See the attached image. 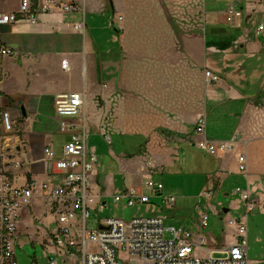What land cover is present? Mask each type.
<instances>
[{
  "label": "crops",
  "instance_id": "1",
  "mask_svg": "<svg viewBox=\"0 0 264 264\" xmlns=\"http://www.w3.org/2000/svg\"><path fill=\"white\" fill-rule=\"evenodd\" d=\"M21 1L0 0L4 19L0 46L13 51L3 58L0 106L21 126L5 142L2 167L16 185L32 180L60 182L62 175L52 170L45 148L54 149L58 158L71 135L82 131L87 135L89 127L93 133L108 137L111 144L113 137L124 140L126 150L112 152L109 160L129 153L126 151L132 144L137 152L144 149L152 155L172 147L174 158L164 159L163 164L174 169L184 165L188 146L199 147L198 142L206 138L234 140L231 151L217 156L208 153L217 172L207 186L225 199L233 190L237 194L241 193L238 188H248L261 205L264 30L258 32V25L264 21V0L227 2V7L236 3L242 17L234 23L219 17L220 25L237 30L234 37L225 40L207 36L206 0H56L80 7L70 12H42L41 4L46 0H32L36 22L19 12ZM201 6L204 18L203 13L199 15ZM11 14L16 15L15 20H10ZM118 15L123 16L121 31L116 27ZM77 24H82L83 30L76 28ZM218 41L225 49L216 47ZM214 51L221 55L219 63L209 59ZM213 63L220 65L219 70L211 67ZM206 71L219 79H208ZM78 91L85 99L82 113L66 118L58 115L56 98ZM208 102L220 108L216 115L213 109L207 110ZM204 115L207 130L206 135H200L195 129ZM62 120L70 124L66 131L61 130ZM209 126L219 138L209 136ZM170 141L179 143L173 146ZM240 154H246L247 174L239 172ZM97 157L92 187L94 193L95 183L103 187L99 195L106 202L109 196L105 190L112 185V175L108 180L107 175L98 179L107 162ZM158 176L155 172L153 177L157 180ZM129 188L149 193L143 184ZM156 196L161 197L152 195L150 202ZM240 198L245 207L242 193ZM51 212L56 213L53 198L38 188L32 203L21 209L17 242L21 235L31 234L35 219H44ZM74 260L80 258L63 259L65 264Z\"/></svg>",
  "mask_w": 264,
  "mask_h": 264
},
{
  "label": "built area",
  "instance_id": "2",
  "mask_svg": "<svg viewBox=\"0 0 264 264\" xmlns=\"http://www.w3.org/2000/svg\"><path fill=\"white\" fill-rule=\"evenodd\" d=\"M232 4L226 10L227 19L234 23L242 17V12ZM32 0H22L19 12L27 14L32 22H36L37 14L32 12ZM56 9L63 11H78L80 7L74 4H62L56 0H46L41 4L42 12ZM10 20L16 15L11 14ZM116 27L122 30L123 16H117ZM76 28L83 30L82 24ZM264 30V21L258 25V32ZM4 54H13L11 49L2 50ZM206 77L213 81L219 76L206 71ZM85 105L82 92H72L56 98L55 107L62 117H76L82 113ZM3 126L8 132H14L16 122L12 116L3 114ZM70 124L62 120V131L69 129ZM21 128L19 125L18 130ZM206 116H201L196 133L206 135ZM108 142L110 139L107 137ZM234 140L213 141L204 139L198 142L201 149L213 156L227 153L234 147ZM45 155L54 172L60 173V182L30 181L27 185L19 186L14 183L0 167V264H20L16 253L17 233L20 227L21 209L32 203L38 188L53 198L54 210L58 213L57 224L51 244L54 251L50 257L51 264H59V259L80 258L81 264H121L120 253L129 252L135 255L137 264H250L248 258V225L249 213L260 207L258 198L253 196L248 188H238L245 202V214L240 218H231L229 224L238 229V239L220 250L226 253L224 257H216L215 251H209L204 257L195 253V249L206 250V238L201 236L194 239L190 229L184 226L168 225L163 217H135L127 221L122 218L108 217L95 220L94 225L88 226L92 204L99 201L101 209L107 207L99 194H95L92 187L91 173L98 163L94 153H88L86 133L76 132L64 145L60 157H55L54 149L45 148ZM5 156V154H3ZM239 172L247 174L248 163L246 154L238 156ZM151 168V167H150ZM153 170L149 169V178L142 189L129 188L122 193L113 195L115 202L127 201L128 206L150 202L152 195H160L164 203L173 204L175 196H164V184L154 179ZM210 197V192L205 193ZM209 226V215L206 213L201 219V228Z\"/></svg>",
  "mask_w": 264,
  "mask_h": 264
},
{
  "label": "rangeland",
  "instance_id": "3",
  "mask_svg": "<svg viewBox=\"0 0 264 264\" xmlns=\"http://www.w3.org/2000/svg\"><path fill=\"white\" fill-rule=\"evenodd\" d=\"M206 0V6L208 15L206 18V33L210 36L209 30L211 26V14H213L212 25H220L217 21L219 17L227 18L226 10L227 2L229 0ZM201 12L199 15L204 18V7L201 6ZM203 9V12H202ZM3 16L0 13V28L3 22ZM258 20V18L256 19ZM257 23V22H256ZM224 44L218 41L216 46L218 49H225ZM4 54L0 46V81L3 78V65ZM220 53L214 51L209 54V59H217L219 63ZM214 61V60H213ZM219 70L220 65L216 64L211 66ZM208 111L214 110L213 115H216L217 107L215 102H208ZM1 107V106H0ZM9 111H3L1 107L0 111V167L3 164V151L5 142L8 137L16 134L18 131L19 123L16 122V130L14 132H8L3 126V114ZM10 114V113H9ZM210 114V113H209ZM11 115V114H10ZM12 116V115H11ZM13 119V118H12ZM211 126V125H210ZM208 127L209 136H216V131L211 127ZM88 133L86 135L87 151L88 153H94L99 156L101 160L106 161V167L102 168L103 173H99L98 179L108 175L111 176V187L106 188L108 196L106 198L107 207L101 209L99 201L92 204L91 215L87 221L88 226L94 225L95 220L99 218H122L127 221L135 217H163L168 225L184 226L190 229L193 233L194 239L199 240L201 236L206 238V250L195 249V253L204 257L209 251H215L216 257H224L226 253L220 250L223 247L229 246L234 241H237L238 234L237 228L229 224L231 218H240L245 214L244 203L241 200V193L235 194L232 191L231 197L225 199L221 193L216 189H210L207 186L208 180L212 174H215L217 170L213 166V157L200 147L192 146L184 156V165L178 166L174 169V166H166L163 164V160L173 159L175 152L172 147L167 152L159 155H152L146 150L136 152L137 148L133 147V144L128 148L129 153L119 156H113L112 160H109L112 156V152L121 154L126 150L122 146L124 140L115 139L113 137V143H109L107 138H103L99 134H95L88 127ZM171 142V141H170ZM173 146L178 145L179 141L171 142ZM122 146V147H121ZM136 152V153H135ZM134 153V154H130ZM178 155V154H177ZM165 157V158H164ZM165 160V161H166ZM151 163V164H150ZM153 168H150L152 167ZM158 174L157 180L164 184V196H175L176 201L173 204L164 203L162 197H153L151 202L145 204H135L134 206H128L126 200L115 202L112 198L114 194L122 193L123 190L132 186H142L148 179L146 172L149 169ZM155 174V173H154ZM108 177V178H107ZM95 193L101 194L104 191L103 187L99 184H94ZM209 191L210 197H207L205 193ZM148 192V191H147ZM222 207L230 209L225 213L222 211ZM209 215V226L207 228H201V219L204 214ZM58 213L46 214L44 219H35L34 227H31L29 236L21 235L16 243V253L20 264H51L50 257L54 248L51 245V238L53 237L54 230L57 229ZM248 225V258L250 264H261L264 261V198L261 200V205L258 209L249 213L247 218ZM237 238V239H236ZM121 264H137L135 255H131L129 252L120 253ZM59 264H64L59 259ZM70 264H81L79 260H74Z\"/></svg>",
  "mask_w": 264,
  "mask_h": 264
},
{
  "label": "trees",
  "instance_id": "4",
  "mask_svg": "<svg viewBox=\"0 0 264 264\" xmlns=\"http://www.w3.org/2000/svg\"><path fill=\"white\" fill-rule=\"evenodd\" d=\"M236 33H237V30L236 29L229 28V27L223 26V25H211L210 26V30H209V34L210 35H212V36H218V37H220L223 40L234 37ZM0 94H1V92H0ZM0 111H1V107H0ZM191 147L192 146H188V148L186 149L187 157L189 155V151L188 150ZM213 166L216 169L214 160H213Z\"/></svg>",
  "mask_w": 264,
  "mask_h": 264
},
{
  "label": "water",
  "instance_id": "5",
  "mask_svg": "<svg viewBox=\"0 0 264 264\" xmlns=\"http://www.w3.org/2000/svg\"><path fill=\"white\" fill-rule=\"evenodd\" d=\"M228 211H229V209H228V208H225V209H224V212H228Z\"/></svg>",
  "mask_w": 264,
  "mask_h": 264
}]
</instances>
